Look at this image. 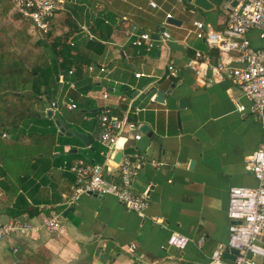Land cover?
Listing matches in <instances>:
<instances>
[{
  "label": "crops",
  "instance_id": "1",
  "mask_svg": "<svg viewBox=\"0 0 264 264\" xmlns=\"http://www.w3.org/2000/svg\"><path fill=\"white\" fill-rule=\"evenodd\" d=\"M212 1L216 7L211 11L184 0H70L64 4L60 11L74 19L81 37L96 39L90 28L98 21L112 25V32L108 40H101L104 50L92 53L96 65L83 68L91 88L79 90L69 73L60 78V103L68 109L64 102L73 98L77 107L80 104L91 112L104 107L117 109L124 102L121 115H114L134 123L129 119L132 113L140 120L138 125L149 124L153 137L125 125L116 141L119 151L146 155L147 162L139 168L133 187L147 195L149 205L140 216L111 195L90 193L65 204L75 180L65 161L86 163L84 159L93 160L94 156L89 146L76 139L63 144L57 141L55 158L34 161V172L21 183L14 182L11 201L7 202L10 195L0 187V219L12 218L13 211L38 226L24 236L1 241L0 264H17L40 246L49 252L50 264H207L211 252L227 243L228 190L232 186H256L245 159L264 140V130L258 119L239 111L248 101L237 85L229 80L204 87L196 83L190 63L196 51L206 52L208 47L192 22L200 20L216 29L226 23L223 5L227 0ZM167 13L178 23L168 21L164 28L170 38L161 42L159 35ZM29 31L32 41L43 37L32 27ZM142 32L150 34L152 46L133 44L132 34ZM246 36L253 47L264 46L257 30L248 31ZM153 86L155 90L147 95ZM157 89H170L174 97L167 96L164 105L150 104ZM180 97H188V108L177 107ZM45 99L41 97L44 117L52 108L50 119L54 120L58 105ZM35 108L40 111L39 104ZM48 128L29 119L15 135L26 140L30 130ZM136 134L141 137L135 139ZM99 137L94 139L99 142ZM70 152L75 155L69 156ZM26 204L32 207V216L23 209ZM71 206L74 210L63 216ZM58 214L63 217V227L60 233H53L42 222ZM172 232L189 238L184 249L168 245ZM260 241L264 244V233ZM129 246L134 247L133 253L127 251Z\"/></svg>",
  "mask_w": 264,
  "mask_h": 264
},
{
  "label": "built area",
  "instance_id": "2",
  "mask_svg": "<svg viewBox=\"0 0 264 264\" xmlns=\"http://www.w3.org/2000/svg\"><path fill=\"white\" fill-rule=\"evenodd\" d=\"M68 1L70 0H15V3L17 11L30 20L32 29L43 34L49 30L55 12L64 10V4ZM170 18L171 14L167 13L159 35L161 42L170 38L164 28ZM192 25L208 47L206 52L196 51L195 58L190 63L196 75V83L204 87L208 83L229 80L237 85L248 101L246 106H239V111L258 119L264 130V46L253 47L246 36L248 31L257 30L260 37L264 38V0H237V4L227 11L226 23L221 29L200 20L193 21ZM81 27L87 30L86 26ZM132 35L135 37L134 45L152 46L153 40L149 33ZM234 63L236 65H232ZM103 97L106 98L107 94ZM64 105L70 110L77 108L73 98H67ZM98 121L101 126L99 142L105 149L104 162L86 164L80 161L69 166L75 180L73 193L65 204H72L84 193L111 195L129 210L143 216L149 205L148 197L145 193L135 192L133 184L139 168L147 162L146 155L136 151H120L119 163L113 161L115 153L119 151L116 141L124 126L136 129L138 124L127 123L125 119L111 114L108 107H104ZM140 137V134L134 136L135 139ZM245 167L257 184L254 187L229 188L228 240L225 245L211 252L207 264H264V244L260 241V236L264 233V140L246 157ZM62 219V215L58 214L45 219L42 225L53 233H60ZM36 230L38 226L28 219H0V242ZM188 242L186 235L177 232H172L168 238V245L177 249H184ZM230 249L236 250L232 260L224 257L225 252L230 254ZM13 250L17 251L15 248ZM127 251L133 253L134 247L129 246Z\"/></svg>",
  "mask_w": 264,
  "mask_h": 264
},
{
  "label": "trees",
  "instance_id": "3",
  "mask_svg": "<svg viewBox=\"0 0 264 264\" xmlns=\"http://www.w3.org/2000/svg\"><path fill=\"white\" fill-rule=\"evenodd\" d=\"M57 20H60L64 31L60 30ZM31 27V22L15 10L13 0H0V187L10 195L7 202L11 201L14 182L21 183L34 172V161L55 158L53 152L57 141L63 144L73 138L86 146L75 136L65 137L56 133L54 120L44 117L45 103L41 97L50 103H57L59 113L56 118L64 121L70 129L89 132L87 135L92 145L88 151L94 158L84 159L86 163H102L105 158L104 147L94 139L100 135L101 126L97 116L104 108L88 112L79 104L77 109L68 110L61 105L57 94L60 78L69 76L70 71V78L77 83L79 90L88 91L91 88L83 68L96 65L92 53L104 50L101 40H108L112 25L98 21L90 28L97 38L85 39L81 37L74 19L58 10L42 38L32 41ZM38 104L40 111L35 108ZM125 108L123 102L117 109H108L111 114L121 115ZM86 116H92V119L87 120ZM29 119L49 128L44 131L30 130L25 136L26 140H22L15 132ZM129 119L134 122L138 120L132 113H129ZM4 134L9 136L4 137ZM65 162L69 167L73 160ZM23 209L32 216V207L26 204ZM11 214L12 217L19 216L17 212L11 211ZM17 264H50V254L40 246L27 253Z\"/></svg>",
  "mask_w": 264,
  "mask_h": 264
},
{
  "label": "water",
  "instance_id": "4",
  "mask_svg": "<svg viewBox=\"0 0 264 264\" xmlns=\"http://www.w3.org/2000/svg\"><path fill=\"white\" fill-rule=\"evenodd\" d=\"M184 1H186L188 3H191L193 6H195L197 8H200V9H202L204 11H211V10L215 9V7H216V3L213 2L212 0H184ZM217 4H219V2ZM236 4H237V0H227L226 3L223 6H224L225 10L229 11ZM168 21L171 24H177L178 23V21L175 18L169 19ZM154 90H155V87L153 86L146 92V94L150 95ZM167 96L174 97V95H173V93H171L170 89H168L166 91H163L161 89H157L153 99L150 101V104L159 103V104L164 105L165 104V99H166ZM177 107L179 109L188 108L189 107V99H188V97H180V98H178ZM52 116H53V109L52 108L47 109V117L48 118H52ZM139 122H140V120L138 119L137 120V124H139ZM54 123H55V126L58 129V134L59 135H66V136H69V137L70 136H75L83 144H85L86 146H89V147L91 146V141H90V139H89L87 134L79 132L75 128H71L70 129L69 126L64 121H62L60 118H55L54 119ZM138 131L140 133L146 135L149 138L153 137V131L151 130V128H150L148 123H142L141 125H138ZM120 158H121V152L117 151L115 153V155H114L113 161L116 162V163H119ZM93 195H97V194L93 193ZM73 210H74L73 206L68 207V208H66L64 210L62 215L66 216L69 211H73ZM229 252H230V254L228 253V251L225 252L224 253V257L229 259V260H232L233 259V254L236 253V250L230 249Z\"/></svg>",
  "mask_w": 264,
  "mask_h": 264
},
{
  "label": "rangeland",
  "instance_id": "5",
  "mask_svg": "<svg viewBox=\"0 0 264 264\" xmlns=\"http://www.w3.org/2000/svg\"><path fill=\"white\" fill-rule=\"evenodd\" d=\"M13 2L15 3V0H13ZM15 10L17 11V8H16V3H15ZM18 12V11H17ZM19 13V12H18ZM20 14V13H19ZM21 15V14H20ZM22 16V15H21ZM23 17V16H22ZM23 18H25V17H23ZM25 19H27V18H25ZM27 20H29V19H27ZM30 21V20H29ZM37 33V32H36ZM38 34V33H37ZM44 34V33H43ZM43 34H41V35H43ZM39 35V34H38Z\"/></svg>",
  "mask_w": 264,
  "mask_h": 264
}]
</instances>
